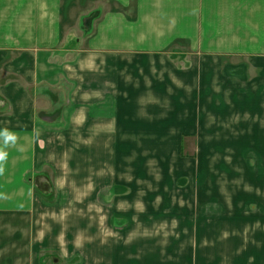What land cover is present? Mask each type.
I'll use <instances>...</instances> for the list:
<instances>
[{"label":"crops","instance_id":"obj_1","mask_svg":"<svg viewBox=\"0 0 264 264\" xmlns=\"http://www.w3.org/2000/svg\"><path fill=\"white\" fill-rule=\"evenodd\" d=\"M3 129L0 264H216L233 222L170 185L264 166V0H0Z\"/></svg>","mask_w":264,"mask_h":264},{"label":"rangeland","instance_id":"obj_2","mask_svg":"<svg viewBox=\"0 0 264 264\" xmlns=\"http://www.w3.org/2000/svg\"><path fill=\"white\" fill-rule=\"evenodd\" d=\"M257 133L258 132H256L255 138L253 139V144L256 146L258 145L257 139L259 137V133ZM233 152L234 151L231 149L224 150L223 153L219 151L215 152L213 149V154H210L214 158L208 159L211 165L207 164L208 168H206L207 170L205 172L201 173L199 167H196L195 173L193 172L194 174H191V179H189L186 184L182 183L179 185L177 181H175V183L172 181L170 187L177 189L182 188L184 185L185 187L190 186L194 191V195L199 194L198 198L193 197V204L199 206L200 209L206 207V217L208 219H214L216 216L220 215L218 217H222L223 220H231L233 222L225 224L228 233L223 236L222 240H217L216 242H214V240L210 241L205 246L208 256L213 253L220 254H217L216 258L219 259V262L216 264H264V240L262 239V235L264 234V191L260 186H257L259 181L263 178L264 166L260 161L261 158L257 154L258 157H254L256 152L252 150L250 152L251 154L245 151L244 156L240 154V158H235L236 163H234L231 169L227 168L228 171L222 169L218 172L214 169L215 167L213 165L216 158L218 159L222 156L224 158L228 157L225 160L228 162L229 156H231ZM257 152L260 155L258 149ZM202 154L204 155L203 150L201 152L195 146H191L185 155L193 159L194 164L195 162L197 163L199 160L198 158L202 156ZM192 168H194V165H192ZM204 176L207 180L206 184L208 185V190H211V192L212 190L216 192L219 191V193L225 195L230 193L231 196H221L222 202L221 197L220 199L216 198L215 201L212 200L213 198L209 199V197L205 200L202 199L203 195L201 194L206 190L203 186ZM208 190H206L207 195L210 192ZM241 191H245V193ZM250 192H254L255 195ZM81 199L82 198H80V201ZM94 199H98L100 202L103 201L102 195H97ZM58 201L60 205L65 208L68 197L58 198ZM82 202L79 204L80 207L83 206ZM212 210H214L215 215L211 214ZM236 210L239 212L234 215L233 212ZM197 212L200 211L197 210ZM84 214L86 216V209L84 210ZM194 214L196 215V213H193V215ZM235 222L241 224L238 226V224H234ZM242 230L244 232H242ZM175 253H178L177 249H175ZM234 253H237L238 255L236 254L234 256H239V258H230L232 257L231 254ZM210 257L214 258L213 256Z\"/></svg>","mask_w":264,"mask_h":264},{"label":"clouds","instance_id":"obj_3","mask_svg":"<svg viewBox=\"0 0 264 264\" xmlns=\"http://www.w3.org/2000/svg\"><path fill=\"white\" fill-rule=\"evenodd\" d=\"M0 137L3 138V147H0V171H2V164L8 158V152L5 149L10 145H14L17 137L15 133L7 129L0 130Z\"/></svg>","mask_w":264,"mask_h":264}]
</instances>
